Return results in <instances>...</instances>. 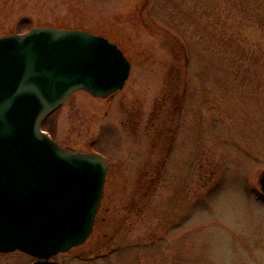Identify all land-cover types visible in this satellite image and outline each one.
I'll return each instance as SVG.
<instances>
[{
	"label": "rangeland",
	"instance_id": "374dc122",
	"mask_svg": "<svg viewBox=\"0 0 264 264\" xmlns=\"http://www.w3.org/2000/svg\"><path fill=\"white\" fill-rule=\"evenodd\" d=\"M36 26L103 36L131 64L120 91H77L42 125L113 171L93 234L52 260L264 264V0H0V37Z\"/></svg>",
	"mask_w": 264,
	"mask_h": 264
},
{
	"label": "water",
	"instance_id": "95a60500",
	"mask_svg": "<svg viewBox=\"0 0 264 264\" xmlns=\"http://www.w3.org/2000/svg\"><path fill=\"white\" fill-rule=\"evenodd\" d=\"M129 72L115 44L86 31L40 26L0 38V253L60 264L48 259L86 241L107 159L62 147L42 124L72 93L120 91ZM258 185L264 196V170Z\"/></svg>",
	"mask_w": 264,
	"mask_h": 264
},
{
	"label": "flooded vegetation",
	"instance_id": "af4514ba",
	"mask_svg": "<svg viewBox=\"0 0 264 264\" xmlns=\"http://www.w3.org/2000/svg\"><path fill=\"white\" fill-rule=\"evenodd\" d=\"M3 37V36H2ZM1 38V37H0ZM113 171H112V168H110L109 166H107V172H106V176H105V182H104V187H103V194H102V198H103V196H104V191H105V185H106V183H107V181H108V179H110V178H112L111 176H110V174L112 173ZM100 209H101V203H100V206H99V209H98V211H97V213H96V216H95V219H94V223H93V228H92V232L90 233V235L88 236V238L86 239V241L89 239V237L93 234V232H94V228H95V226H96V222H97V220H98V214H99V212H100ZM113 214V213H112ZM102 220H103V222H105V220L104 219H101V222H102ZM85 241V242H86ZM84 242V243H85ZM97 242V241H96ZM83 243V244H84ZM82 245V244H81ZM81 245H79V246H81ZM79 246H77V247H79ZM77 247H74V248H72L71 250H69V251H67V252H70V251H72V250H74L75 248H77ZM94 249H98V248H94ZM67 252H64V253H67ZM92 252V251H91ZM10 253H19V254H23V255H25V256H28V257H30L31 258V262L29 263V264H32V263H34L35 261H37L38 259L37 258H35V257H32V256H30V255H27V254H24V253H22V252H20V251H13V252H10ZM10 253H0V255H2V254H10ZM59 254H63V253H59ZM58 255V254H57ZM97 255H99V254H97ZM101 255V254H100ZM56 255H54V256H51L48 260L49 261H54V260H52L54 257H55ZM96 257H99V256H96V254H93V255H91V257H87V258H89V259H93V258H96ZM39 260H44V259H39Z\"/></svg>",
	"mask_w": 264,
	"mask_h": 264
}]
</instances>
